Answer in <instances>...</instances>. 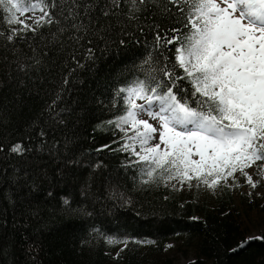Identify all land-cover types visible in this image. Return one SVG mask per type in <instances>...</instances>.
I'll return each instance as SVG.
<instances>
[{
    "label": "trees",
    "instance_id": "trees-1",
    "mask_svg": "<svg viewBox=\"0 0 264 264\" xmlns=\"http://www.w3.org/2000/svg\"><path fill=\"white\" fill-rule=\"evenodd\" d=\"M107 2L96 0L83 32L66 19L70 0H49L54 23L12 39L0 7V264H264V201L229 186L217 198L185 193L159 170L149 181L109 123L126 109L120 89L176 64L179 44L157 34L183 37L188 6L119 0L105 16ZM178 83L191 100L190 83ZM17 143L27 150L11 152Z\"/></svg>",
    "mask_w": 264,
    "mask_h": 264
},
{
    "label": "snow or ice",
    "instance_id": "snow-or-ice-1",
    "mask_svg": "<svg viewBox=\"0 0 264 264\" xmlns=\"http://www.w3.org/2000/svg\"><path fill=\"white\" fill-rule=\"evenodd\" d=\"M95 2L82 4L80 0H70L66 19L81 21L73 23V29L87 31L91 21L85 24L84 20ZM139 2L143 4L145 0ZM131 3L135 6L136 0ZM171 3L188 6L185 27L189 31L183 37H161L158 33L157 42L179 44L176 64L160 68L163 80L149 74L148 82L137 80L133 86L120 89L126 93V109L109 123H115L126 135L125 125L134 131L128 137L132 143L125 144L124 149L147 164L149 181L159 170V178L165 182L178 180L191 186L195 179L198 185L202 183L214 190L222 183L227 185L229 178L235 180L239 172L255 188L259 181H254L246 169L264 161V0ZM0 7L11 14L9 23L22 25L19 30L12 29L8 36L12 39L19 31H37L25 20L17 19L15 13H34L39 9L41 15L35 24L42 26L54 23L52 9L57 5L49 0H0ZM118 7L119 0H108L102 13L107 16ZM177 67L183 70V76L176 75ZM185 79L191 85V100L178 83ZM141 114L156 121V125L141 118ZM136 143L142 151H136ZM26 150L20 143L10 149L16 154ZM258 174L264 178V166ZM64 203L69 201L65 199ZM117 242L108 240L110 244Z\"/></svg>",
    "mask_w": 264,
    "mask_h": 264
},
{
    "label": "rangeland",
    "instance_id": "rangeland-1",
    "mask_svg": "<svg viewBox=\"0 0 264 264\" xmlns=\"http://www.w3.org/2000/svg\"><path fill=\"white\" fill-rule=\"evenodd\" d=\"M17 19L19 20H25L28 24L34 26L35 24V20L39 18V16L41 15L39 9H36L35 12H28V13H23V12H17L15 13ZM28 17H32V19H28ZM14 28L20 29L22 27L21 24L18 23H12ZM137 103H143V101L141 100H137ZM141 118L143 119H149L150 123H153L154 125H156V121L151 120L147 115L145 114H141ZM125 129H127V131L131 132V136L134 135V131L130 128V126L125 125L124 126ZM121 130V129H120ZM124 132V131H123ZM156 141H153L152 143H154ZM136 147V151H142L139 147V144L136 143L135 145ZM163 147V145H162ZM195 158V157H194ZM264 166V161H258L256 162V164L251 167L246 169L249 174L252 175L253 180L254 181H259V183L257 184V187L253 188L251 187V185H249L246 182V179L243 175H241L239 172L236 173V179L233 180L232 178H229L227 185L225 184H221L220 186H218L216 189H211L208 188L206 185L200 183L198 185V182L194 179L191 182V186H189V184L187 182H185L183 185L178 181L175 180L173 182H171V186L179 191L185 192V193H196V194H202V195H207V196H211L212 198H217V196L220 194V190L224 188V186H229L231 187V189L233 190L234 195L238 198H241L243 196L246 197H256L259 200L264 201V178L261 177L259 173V169ZM239 184V186H234L235 184ZM256 237H260L259 232H254L250 238H256ZM179 244V241L176 239H171L168 242V249L167 251L172 252L173 250L176 249L177 245ZM193 257H185L183 255H180V257L176 258V264H189L192 261Z\"/></svg>",
    "mask_w": 264,
    "mask_h": 264
}]
</instances>
